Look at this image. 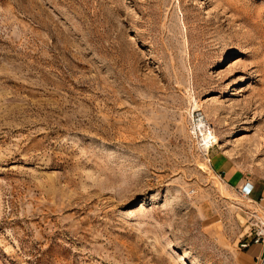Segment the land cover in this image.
I'll list each match as a JSON object with an SVG mask.
<instances>
[{"label": "rangeland", "instance_id": "rangeland-1", "mask_svg": "<svg viewBox=\"0 0 264 264\" xmlns=\"http://www.w3.org/2000/svg\"><path fill=\"white\" fill-rule=\"evenodd\" d=\"M222 164L264 184V0H0V264H255Z\"/></svg>", "mask_w": 264, "mask_h": 264}, {"label": "crops", "instance_id": "crops-1", "mask_svg": "<svg viewBox=\"0 0 264 264\" xmlns=\"http://www.w3.org/2000/svg\"><path fill=\"white\" fill-rule=\"evenodd\" d=\"M220 169L221 172L226 174V178L230 183L236 187H240V189L244 186L243 184L245 181L240 180L241 177H239L236 172L231 171V168H228L226 164H222ZM251 198L255 201L254 203L259 205L264 211V184L257 185L256 188L254 187ZM243 255L247 260L255 264H264V239L258 244H250L248 248L243 250Z\"/></svg>", "mask_w": 264, "mask_h": 264}, {"label": "built area", "instance_id": "built-area-1", "mask_svg": "<svg viewBox=\"0 0 264 264\" xmlns=\"http://www.w3.org/2000/svg\"><path fill=\"white\" fill-rule=\"evenodd\" d=\"M254 191V187L252 184L247 183L245 184L241 189L240 193L243 197H250L251 194ZM249 240L241 243V247L246 249L250 246V244L255 243L258 244L264 239V229L257 228L256 231L253 233H250L248 236ZM263 263V262H261Z\"/></svg>", "mask_w": 264, "mask_h": 264}, {"label": "bare ground", "instance_id": "bare-ground-1", "mask_svg": "<svg viewBox=\"0 0 264 264\" xmlns=\"http://www.w3.org/2000/svg\"><path fill=\"white\" fill-rule=\"evenodd\" d=\"M205 130V129H204ZM203 135L206 137V139H207V141H210L209 139L210 138H214L215 136H213V132H212V130H209V129H206L204 132H203ZM216 139V138H215ZM214 140V139H213ZM217 140V139H216ZM215 140V141H216ZM208 147H210V145L208 146ZM263 225H264V223H263Z\"/></svg>", "mask_w": 264, "mask_h": 264}]
</instances>
